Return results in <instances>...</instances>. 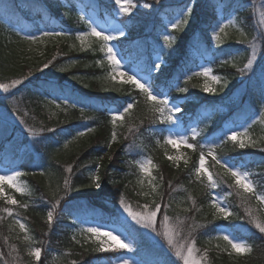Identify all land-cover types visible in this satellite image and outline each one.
I'll return each mask as SVG.
<instances>
[{
  "label": "trees",
  "instance_id": "16d2710c",
  "mask_svg": "<svg viewBox=\"0 0 264 264\" xmlns=\"http://www.w3.org/2000/svg\"><path fill=\"white\" fill-rule=\"evenodd\" d=\"M146 2L169 17L179 13L182 8L192 6L193 20L187 27L175 31L174 56L164 68L151 72V76L156 74L155 78L152 76V83L159 91L168 90L184 73L195 72L201 60L208 62L217 77L228 81L227 87H220L215 95L200 97L196 101L189 99L191 93L178 92L176 88L171 90V94L174 100H181L182 111L177 114L185 116L186 124L201 116L203 118L195 130L198 134L193 137V131L188 133V142L203 145L218 138L215 142L219 144V140L224 139L221 136L223 119L244 124L263 109L264 39L260 38L263 27L254 18L252 6L243 4L242 0ZM80 7L86 12L93 10L103 15L112 14L114 6L104 0H0V83L27 76L31 71L22 85L0 94V107L13 113L21 122L18 128L15 123L0 119V133H4L10 125L18 133H21V127L26 131L28 127L44 129L37 132L34 149L25 151L21 157L18 155L22 150L21 143L8 142L7 137L0 139V160L4 157L8 161L18 159V164L29 173L33 184L31 195L18 194L17 200L26 206H12L0 200V252L5 254L0 258V264H4V261H8V264L34 263L27 253V245L16 234V220L23 221L32 239L43 248L40 264H48L53 252L66 249L72 252L70 258L80 264L94 250L72 238L73 215L79 213L83 217L113 221L117 218L115 204L121 196L132 204L149 202L153 206L154 202H160L161 193L163 203L171 204L168 212L178 226L179 234H192L200 252H205L207 264H264V233L255 227L247 212L251 207L254 209L250 210L252 214L257 212L264 219V202L251 193L230 188L229 185L234 184L233 179L224 175V170L207 157L211 172L226 181L219 186H225L223 192L230 213L222 218L214 215L210 202L212 189L206 181L202 184L189 175L190 170L198 166L199 147L188 148L191 155L186 160L187 165L185 161L176 163L170 160L161 142L150 131L155 123L161 127H165V124L151 119L154 114L144 94L131 84H125L126 88L120 91L106 90L101 84L104 68L91 62L102 56L97 42L94 50L73 44L75 33L88 29ZM223 17L226 23L237 17L240 32L237 35L233 33L222 44L215 46L212 32ZM127 20H131L129 26L126 25L128 35L119 38L120 49L130 66L139 71L144 67L146 71L143 73L148 74L147 70L154 66V52L158 51L153 33L159 22H154L143 41L142 31L148 19L127 17ZM130 26L132 28L129 30ZM43 30L66 32L68 35L42 37L36 42L24 39V32L36 34ZM254 38L257 43L256 60L251 70L241 73L239 69L243 68L250 56L249 42ZM49 60L52 63L43 68ZM241 87L243 90H238ZM195 90L198 91L197 86ZM236 90L237 93L232 94ZM65 100L68 101L67 105ZM130 100L133 108L117 121V140L111 142L114 126L110 112L122 109ZM53 101L63 102L64 107L52 108ZM73 104L76 106L71 107ZM222 104L229 107L226 115L218 109ZM86 126L94 128L91 135L78 146L65 147L67 140ZM253 131L257 133L256 147L241 149L228 141L216 151L229 164L240 165L247 170L256 194L264 195V124L254 122ZM160 136H163L162 132ZM109 142L112 143L111 148L108 147ZM6 144L11 150H5ZM140 156H148L154 162L156 188L152 190L151 197L142 194L137 180L139 170L136 161ZM69 164L73 167L71 174L65 172ZM35 171L48 178L49 189H46L43 179L33 176ZM93 173L101 177L99 188L92 183ZM66 176L70 178L72 190L64 196L61 204L65 202L67 210L58 212L49 227L47 201L53 198L54 192L64 195ZM8 207L12 208V215L3 211ZM185 209L189 211L185 212ZM221 223L226 225L232 236L245 240L251 251L240 254L231 252L229 255L230 251L211 243L209 237H213ZM133 234L138 238L140 231L136 228ZM137 241V249L142 254H154L156 257L153 260L157 263L182 264L166 255L170 252L163 247L151 245L145 238L139 237Z\"/></svg>",
  "mask_w": 264,
  "mask_h": 264
},
{
  "label": "rangeland",
  "instance_id": "374dc122",
  "mask_svg": "<svg viewBox=\"0 0 264 264\" xmlns=\"http://www.w3.org/2000/svg\"><path fill=\"white\" fill-rule=\"evenodd\" d=\"M104 1L113 4L114 7H113V13L112 14L106 13V14L100 15L93 10L86 12L80 7L81 11L84 14L85 23H86V26L88 29L76 32L75 33L76 34L75 35L76 40H75V43L73 42V44H76L81 48H86V49H91V50H94L95 46L97 45V47L99 49H102L103 41L99 37L89 35L85 38V43L83 45L81 44V41L79 39H77V33L90 32V28H89V25L87 23L88 20H91L94 22L92 26L96 27L98 31H104L105 33H109L113 28L119 27V28H123V30L125 32V36H127L128 35V28L126 25L128 24V26H129L130 21H131V20L128 21L127 17H128V19H136V17H139L140 19H148L147 24L145 25V29L142 31L143 41H144V38H146L145 36L149 35L150 29L153 27V24H155L154 22L158 21L159 26L156 28V31H154L153 34L156 37L155 40H156V46H157L158 52H161V55L163 57V63L161 64L160 69L164 68L166 66V64L174 56V51H175L174 39H175V31H177V30L171 29L170 22H174L175 18L179 15L180 12L175 14L173 17H169L164 12L160 11L159 9L156 10L155 8L150 7V4L148 5L146 0H141L140 2H137L136 0H125V2H131L132 4H134L135 7H133L129 13L121 14L119 12V6L115 4V0H104ZM242 2H243V4L252 6V12L254 14V18L259 22L261 14L264 13V0H242ZM220 10H222V9L220 8ZM125 16H126V18H125ZM232 16H234V14L229 16L228 19ZM193 18H194L193 13H191L189 16L188 22L185 25L181 26L180 29L187 27L191 23ZM236 20H237V17H234L232 19V22L226 23V20L224 19V17L221 19V21L218 23V25L214 28L215 32H217L219 34V41H217L216 39L213 38L215 46L222 44L233 33L237 35L238 31L240 32V28H239L238 22ZM219 25H224V31L223 32H221L219 30ZM262 27L264 29V26H262ZM131 28H132V26L129 27V30ZM180 29H178V30H180ZM43 31H46V30H43ZM41 32L42 31L36 32L35 35L40 36ZM27 33L28 32H26V33L24 32L25 35H28ZM168 34H170L174 37L173 41H171L170 43L164 41V36L168 35ZM212 37H213V32H212ZM119 38H121V37H118L117 40H114L111 43L116 45V47L120 51L121 55L124 57V59L121 61L123 67L120 69V71L126 73L125 76L121 77L120 75L117 74L116 80H112L110 78V76L108 74L112 72V67H111V64L108 62V60L106 59L105 52L102 50H101L102 56L96 57L94 60H91V62L92 63L94 62V65L96 64L97 66H101L100 63H98V62L103 61V66H101V67L104 68V71L101 74V75H103V77L101 78V84H102V86H104V88L106 90H108L110 92L116 91L115 88H117V87L119 89L126 88L125 84L127 86H129V84L134 85L131 82H125V81H127L128 75H137V78H141V77L147 78V76H148V74L142 73L136 67L130 66L126 55H124V53L120 49ZM95 39H97V41H95ZM95 42H97L96 45H95ZM249 54L251 55V48H250ZM155 59H156V57L154 56V62H158V61H155ZM67 64L70 65L69 63H67ZM203 67H207L211 70L209 76L194 75V73H201ZM152 76H154V78H155L156 74L153 73ZM189 76L192 77L191 80L188 79ZM212 77H216V79L213 80ZM152 80L153 79H151V83L153 82ZM141 82H143V79L141 80ZM205 85H207L210 88H214L216 91L215 92H206L204 90ZM228 85H229L228 81L226 79L217 77L213 73L209 63L205 62L203 60H201L200 66L198 69H196L195 72L184 73L182 78H180L178 81H176L175 84L172 87H170L168 90L159 91L156 89L155 85L152 83L154 94L166 93L168 98H169L170 104L173 106H177V107H180L181 100L180 101L174 100L173 95L171 94V90L175 89V88L177 89V86L186 88L187 91L182 92V93H186V94L191 93L188 96L189 99L191 101H196L200 97L215 95L216 93H218L220 87H227ZM195 86L198 87V91L195 90ZM238 90H243V87H241ZM2 92H4V91L2 89H0V94ZM234 93H237V90L232 92V94H234ZM129 103H132V101L130 100ZM57 105H59V107ZM63 107H64L63 102H60V101L52 102V108L61 109ZM262 108L263 109H261V111L257 115H255L249 122L244 123V124H236L235 122L229 120L228 118L223 119V121L221 123L223 131L228 129V128L235 127L236 130L243 132L244 129L247 128L248 129V132H247L248 136H250L252 140L256 141L257 140V137H256L257 133H255L253 131V124H254L253 121H255V123L260 122V123L264 124V117L260 116V113L262 111H264V104L262 105ZM218 109L220 110L221 114H223V115H226L229 111V107L227 105H223V104L221 106H219ZM176 115L178 118L175 122L167 124V123H164L161 121L162 123L165 124V127H161V126H159V124L155 123L153 125V127L150 129V131H151V133H153L155 135L157 140L159 142H161V145L163 146V149L165 150L167 157L169 158L172 156H179V157H181V159L176 163H180L182 161H186L189 159V157L191 155L190 150L188 149L187 145L184 143L178 142L176 146H173L172 144L168 143L166 140V137L169 135V131H171L174 134H178V135L188 137V133H190L193 130L198 129L200 120H202L203 118L201 116L198 120L197 119H194L192 121L190 120L186 124L185 116L181 117L178 114H176ZM0 119L9 121L10 124L15 123L17 127L21 123L20 119L17 116H15L13 113H8L3 107H0ZM206 122H208V119L206 120ZM185 125L187 126L186 128H185ZM89 127L93 128L91 126L84 127L83 129L78 131V132L84 131L83 136H77V133H78L77 132L73 137H71L70 139L67 140L65 145L67 144V146H69V147L78 146L83 140H85L86 138H88V136L91 135L92 132L88 133L87 131H85V129L89 128ZM12 129H13L12 125L5 128L4 133H0V139L2 137H7L8 142L21 143L22 144L21 145L22 150L18 152L19 157L23 156L25 154V151L34 149L33 141L36 139L37 134L35 136L31 135L28 131L25 130L26 128H24V127H21L20 132L25 133V135H22L21 133L15 132L16 130H12ZM161 132L163 133V136H160ZM128 136H130V135H128ZM207 143H209V141L204 142L203 145H206ZM5 150L9 151V150H11V147L6 144ZM205 151H207V149H205ZM145 160H151V166L149 167L148 173L142 172L139 168V162H143ZM18 163H19L18 159H16V160L14 159V161H8L7 157H4L0 160V175H5V174L11 175V170H15V171L21 173V175L18 177V182L21 183L22 185L26 186L27 190L24 193L15 192L13 189H11L7 185V183H5V191L9 195L14 196L16 200L18 199V194L29 195L33 190V184L31 183L32 181H30V179L28 177L29 173L23 168L22 165H19ZM136 163H137L138 170H139V176H138L137 180L140 183L141 187L140 186L139 187L141 189V192L144 196L148 195L151 197L152 190L153 189L155 190V188H156V177H155V173H154V162L148 156H140L139 158H137ZM230 165H232V164H230ZM198 166H199V163H198ZM232 166H235V165H232ZM205 167H207L208 170L211 171L210 167L208 166L207 156L205 159ZM235 167L240 168L242 171L248 172L247 170L242 169V167L240 165H237ZM33 176H35V178L43 179L44 183L46 185V189H49L50 184H49L48 178H43L40 171H35L33 173ZM249 177L252 181L250 174H249ZM252 183H253V181H252ZM224 190H225V186H218L216 189H212L213 198L218 197L219 202L221 203V206H226L229 208L227 201L225 199V194L223 192ZM43 198L47 199L45 196ZM0 200L7 203V200L4 197H0ZM124 200L135 211H143V210L151 209L153 207L149 202H143L140 205H136L135 203L132 204L130 201H128L126 199H124ZM145 206H147V208ZM211 206H212V204H211ZM46 207H48V209H47V211H48L50 205H48ZM212 209H213V213L215 216L221 217V218L226 217L223 213H219L215 209L214 206H212ZM252 209L253 208L248 207L247 212H249ZM61 210L62 211L67 210L66 206H65V202H63L60 205V207L57 209V213L60 212ZM115 210L117 212L116 213L117 218L114 219L113 221H111L107 218H95V217H90V216H84L83 217V216L79 215V213H76V214L74 213L75 215L72 216V219H71L73 222V225L71 226L72 238L75 237V239L73 238L75 242H77L81 245L89 246L91 249L94 250V252L92 254H90L89 257H87L86 260L82 261L80 264H119V258L122 256L130 258L132 260H135L138 262V264H159L153 260L156 257L154 254H142V252L137 249L136 243L138 242L137 239L139 237L145 238L146 240L149 241V244H151V245H156V246L159 245V246L163 247L165 250H167L168 252L171 253V254L168 253L166 255L171 256L173 259H175L176 261H179L183 264V261L175 255V249L172 248L171 246H169L167 244L166 239L160 234L162 232L161 220H162L163 213L162 214L160 213L161 216H157L156 231H153L152 228L145 227V226H143L141 224H137L135 221H133L131 219V217L128 216V214L124 211L123 207L121 206L120 199H118L117 203L115 204ZM167 214L169 217L171 216L169 214L168 210H167ZM252 217L255 218L256 220L260 221V222H264V219L260 215H258L257 212H254L252 214ZM170 224L176 228V231L178 233V235L175 237V241L177 243L183 244L186 242V240L193 239L191 233H190L191 236L186 235L187 233L185 234V236H181L179 234V231H178V226L172 220L171 217H170ZM17 227L18 228H16L17 229L16 234L20 237V239L22 241H24V244L27 245V248H28L27 253L28 254H29V246L30 245L35 246V247H41L39 244H37L36 240L32 239L27 228H26V231H22L20 229L19 225ZM93 227L101 229V236L99 238H97V236L95 234L87 231L88 228H93ZM136 228L140 231V236H138V238H136V236L133 234V232L136 230ZM109 231L113 232L114 235L120 237V239L124 240L125 242L132 241L134 243L133 250L131 252L127 251L126 249H118V250L103 251V252L97 251L96 249H98L100 247L101 240L108 239L107 237L103 236V233L109 232ZM25 235L29 236L28 241L24 240ZM225 235H230L231 237H234L230 234L226 225L221 223V225L218 227V231L213 235V237H209V240L211 243H213L216 246L217 245L221 246L230 252L236 253L234 250L231 249V245H229L227 243V241L223 239V237ZM234 238L237 241L246 243L248 245V243L245 240H240L236 237H234ZM109 243H115V241H109ZM195 247L198 249V247L196 245H195ZM199 253H200V255H205V252H200V250H199ZM69 254H72L71 250H69V249H66L63 251L53 252L51 255V258L49 259L48 264H76L77 262L74 259H71ZM31 258L34 261V257H31ZM42 258H43V248H42L41 259ZM33 264H35V261ZM204 264H207L206 259L204 260Z\"/></svg>",
  "mask_w": 264,
  "mask_h": 264
},
{
  "label": "snow or ice",
  "instance_id": "6c2138e0",
  "mask_svg": "<svg viewBox=\"0 0 264 264\" xmlns=\"http://www.w3.org/2000/svg\"><path fill=\"white\" fill-rule=\"evenodd\" d=\"M115 4L119 6V12L121 14H126L131 11L133 7H135L134 4L131 2H125V0H115ZM193 8L192 6H187L186 8H182L180 10L179 15L175 18L174 22H170V27L173 30H178L181 28V26L185 25L188 22L189 16L192 13ZM83 19V17H82ZM90 32H80L77 33V39L81 41V44L83 45L85 43V38L89 35L99 37L102 41V51L105 52L106 59L111 64L112 72L108 75L112 80H116L117 74L121 77L125 76L126 73L120 71V69L123 67L121 61L124 59V57L121 55L120 51L116 47V45L112 44L111 42L114 40H117L118 37L125 36V32L123 28H113L109 33H105L104 31H98L96 27L92 26L93 21L88 20L87 21ZM259 24L261 26H264V13L261 14ZM219 30L221 32L224 31V25H219ZM68 33L66 32H56V31H42L40 34V37H38L35 34H28L24 36V39L27 41L36 42L37 40L41 39L42 37H60V36H67ZM213 38L219 41V34L213 31ZM260 38L264 39V31L260 32ZM174 37L170 34L164 36L165 42H171L173 41ZM249 46L251 48V55L248 57L247 63L243 66V68L239 69L241 73L251 70L253 67V64L256 60L257 56V44L255 43V38L253 41L249 42ZM154 56L156 57L154 62V66L151 69H148V76L147 78H137V75H128L127 81L125 82H131L133 83L137 88L140 89L141 93L144 94L145 100L147 103L151 105V112L154 114L151 119L153 121L159 120L164 123L170 124L177 120V113L181 112L182 109L177 106H173L169 102V98L166 93H159L154 94L152 83H151V72L153 70H159L161 67V64L163 63V57L161 55V52L155 51ZM55 57H53V60ZM52 63V60H49L48 63L43 65V68H47L49 64ZM101 66H103V61L98 62ZM63 70V69H61ZM141 72H145V68L140 69ZM210 69L207 67L202 68L201 73H194V75H204L209 76ZM31 75V71L27 74V76H23L21 78L17 79H9L7 83H0V89H2L5 93L9 91V89H14L17 86H20L24 83L25 80H27L28 76ZM191 76L188 77L189 80H191ZM143 79V82L141 80ZM213 80L216 79V77H212ZM116 91H120V89L117 87L115 88ZM204 90L206 92H215L216 90L214 88H210L207 85H205ZM178 92H185L187 91L186 88L177 86ZM54 102V101H53ZM64 103L67 105L68 101L65 100ZM59 107V105H57ZM76 105L73 104L71 107H75ZM133 108V103H127L126 106H123L122 109H113L110 112L111 115V121L113 124V131L111 133V142H114L117 140V133L115 131V125L118 120H122L124 115L126 113H129V111ZM84 109L81 108V112H83ZM209 115H211L209 113ZM261 117H264V111L260 113ZM143 122V121H141ZM255 121H253L254 123ZM27 131L35 136L38 131H44V129H33L31 127L27 128ZM48 131H52V129H48ZM85 131L88 133H91L94 131L93 128H86ZM248 129L245 128L243 132L236 130L235 127L228 128L221 132V136L224 137V139L219 140V144L215 142L214 138L213 141H210L206 145H198L189 143V138L186 136L174 134L171 131H169V135L166 137V140L168 143L172 144L173 146H176L178 142L184 143L187 145L188 148H196L199 147L200 149V155H199V166L194 167L192 170H190L189 175L194 176L195 180L200 183L207 182V186L210 189H216L221 183H225L220 175L215 174L208 170L207 167H205V159L206 156L210 157L211 160L214 162V165H218L220 168L224 170V175L230 176L234 184H230L229 187H235L238 190H243L245 193H251L253 196H256V199L264 202V195H257L254 190V185L249 177V173L246 171H242L240 168H237L235 166L230 165L225 159L224 156L221 153H218L216 149L220 147L221 145L225 144L228 141L234 142V146L239 147L241 149L246 147H256L257 142L255 140H252L250 136L247 134ZM198 133L193 130V137L196 136ZM84 131L78 132L77 136H83ZM109 142L108 147H112V143ZM67 147V144L65 145ZM207 149V151H205ZM102 159V158H100ZM170 160L173 162H178L181 157L179 156H172L169 157ZM185 165H187V161H185ZM151 166V160H145L143 162H139V168L142 172L148 173L149 167ZM99 169H97V172ZM65 172L71 174L73 172L72 164H69L65 168ZM21 175L20 172H17L15 170H11V175L5 174L0 175V197H4L7 200V203L12 206H26L21 205L18 200L15 199L14 196L9 195L5 191V183L13 189L15 192L18 193H24L27 189L26 186L22 185L18 182V177ZM163 178L161 177V182ZM101 177L100 175L93 173L92 174V183L95 185L96 188H99L101 183ZM72 190L71 181L69 176H66L64 178V188L63 193L64 195H58V193H52V199L48 200L47 203L50 205L49 210L47 211V223L49 227L53 224L56 216H57V209L61 205V201L64 199V196H66L70 191ZM154 190V189H153ZM211 196V193H209ZM231 195V193H229ZM212 206L215 207V209L219 213H223L225 216H228L229 208L226 206H221V203L219 202V198H212L211 199ZM120 204L123 207L124 211L128 214V216L131 217L133 221H135L137 224H141L145 227L152 228L153 231H156V223H157V216L160 213H163L162 220H161V229L162 232L160 233L167 241V244L175 249V255L179 257L183 264H204V260L206 259L205 255H200L199 249L195 247V240L194 239H188L185 243L179 244L175 241V237L178 235L176 228L170 224V217L167 214V210L170 208L171 204H165L163 203V193L160 194V202L153 203V207L151 209L143 210V211H135L133 208L125 202L123 197L121 196ZM147 208V206H145ZM4 212H6L8 215H12V208L8 207L3 209ZM185 212L189 211V209H185ZM249 217L251 218L252 222L255 224V227L261 232L264 233V222H260L252 217L251 211L248 213ZM16 224L19 225L20 229L22 231H26V226L21 220H16ZM88 232L93 233L99 238L101 236V229L100 228H88ZM191 236V234H189ZM104 237H107L108 239L101 240L100 247L96 249L97 251H113L118 249H126L127 251L131 252L134 248V243L132 241L125 242L124 240H121L120 237L113 234V232H104ZM75 239V237H73ZM224 240L227 241L229 245H231V249L234 250L236 253H247L251 251V248L246 243L237 241L234 237H231L230 235H225L223 237ZM24 240L28 241L29 236L25 235ZM109 241H115V243H109ZM42 244V242H40ZM15 246H13L14 248ZM5 254L3 252H0V258H2ZM41 255H42V247H35L30 245L29 246V256L34 257L35 264H40L41 262ZM231 255V252L229 253ZM4 264H8V261H4ZM119 264H138L137 261L132 260L127 257H120L119 258Z\"/></svg>",
  "mask_w": 264,
  "mask_h": 264
}]
</instances>
